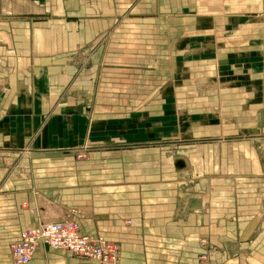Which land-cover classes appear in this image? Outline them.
<instances>
[{"label": "crops", "instance_id": "crops-1", "mask_svg": "<svg viewBox=\"0 0 264 264\" xmlns=\"http://www.w3.org/2000/svg\"><path fill=\"white\" fill-rule=\"evenodd\" d=\"M135 1L0 0V150H15L31 142L35 151L47 156L46 162L59 161L57 152L83 137L85 121L92 141L114 132L139 134L141 124L125 128L138 114L105 112L110 106L107 100L113 99L110 89L124 88L130 79L140 84L147 68V84L154 96H159L147 107L161 109L159 116L165 118L157 122L154 114L152 127L191 126L181 138L200 141L192 159L180 156L175 166L180 171L190 167L198 178L225 179L232 183L235 195L220 193L213 199L216 208L211 210V199L204 195L211 183L205 186L197 181L189 189L196 212L174 219L175 201L180 196L169 182L170 176L158 174L160 167L151 165L153 161L140 165L144 172L148 169L147 176L140 173L133 182H120L112 193L108 183L93 181L91 166L55 162L31 166L36 180L22 181L21 192L7 198L8 203L22 204L13 239L40 221V211L32 214L24 204L51 201L66 218L78 221L85 233L93 234L83 226L97 230L109 223L123 230L118 234L122 264H189L188 240L194 235L190 232L203 236L206 220L217 223L212 226L217 236L225 235L219 239L224 247L217 253L218 264H264V13L253 15L251 0L238 4L231 0L225 4L222 0H175L167 10L175 19H166L165 26L158 25L157 31L150 33L140 30L132 42L118 43L122 47L118 46L117 55L100 52L94 56L101 65L92 64L88 70L86 103L92 112L88 119L77 117L69 112L80 102L69 97L67 54L94 45L108 25L109 14L150 12L149 0L146 4ZM137 23L123 21L120 26L135 28ZM158 38L165 50L169 46V56L154 48ZM152 53L155 55L150 56ZM129 70L136 73L131 76ZM124 102L134 109L140 103L135 97ZM109 122L123 126L113 128ZM151 152L142 150L131 156L123 151L122 157L128 162ZM25 188L38 191L24 192ZM34 193L41 197L33 200ZM225 237H237V241L226 244ZM236 250L245 255H236ZM45 251L56 250L41 246L33 260Z\"/></svg>", "mask_w": 264, "mask_h": 264}, {"label": "rangeland", "instance_id": "rangeland-1", "mask_svg": "<svg viewBox=\"0 0 264 264\" xmlns=\"http://www.w3.org/2000/svg\"><path fill=\"white\" fill-rule=\"evenodd\" d=\"M141 4H146L148 0H136ZM151 9L147 14H137L125 12L121 13L117 17H112V14H109V22H107V26L101 30L99 35L96 37V43L94 45H83L80 47L77 54H67L68 57V68H69V76H70V86L68 88L69 97L75 98L80 102V106L75 108L74 110H70V113L75 114L77 117H84V119H88L89 114L92 112L91 107H88L86 103L89 97V82L90 78L88 75V70L93 65L98 64L101 65V62H95L94 56H99L97 54L107 53L106 55H117V48L122 44H127L132 42L133 38L137 35L138 31L143 30V32H156L158 25L165 26L164 22L166 19H175V16L171 17L167 13L168 7L172 8V4L175 0H149ZM252 1V9L253 15L259 16L263 11L264 0H251ZM229 0H222V4L228 3ZM231 3H240L244 2V0H231ZM248 2V1H247ZM196 4V2H193ZM219 3V0H218ZM197 5V4H196ZM249 8V7H247ZM251 13V12H250ZM264 15V14H262ZM1 17V16H0ZM3 18V16L1 17ZM0 18V19H1ZM67 23L69 22L68 18L64 19ZM123 21H138L137 26L135 28L124 29L120 25ZM75 22V21H74ZM143 25V26H142ZM145 27V28H141ZM141 28V29H140ZM223 31V30H222ZM221 31V32H222ZM124 34V35H123ZM221 34V33H220ZM264 37V36H263ZM264 40V38H262ZM154 48L157 46L158 53H162L164 56H169V51L166 45V50L163 42L161 40H154ZM163 41V39H162ZM120 43V44H118ZM162 43V45H159ZM122 47V46H121ZM155 54H151L150 56H154ZM148 56V55H147ZM111 59V56H107ZM109 64L113 63L114 65L117 62L108 61ZM129 74L134 75V71L129 70ZM137 74H139L137 72ZM113 79L117 80L116 74ZM148 80H150L149 69H145L141 78L140 84H136L133 80H128L130 83L126 85L124 88L120 87L117 90L110 89L111 95H113L112 100L109 101V105L107 108V112L117 114H127L132 115L134 122H126V127L131 125L139 126L141 124V131L139 134H108L104 135L105 139H99L92 141L91 137H87L88 132V122H84V134L83 137L78 136V142L74 144L72 147H64L65 150L60 153L59 161H49L46 162L45 158L47 157L44 153H38L33 149L32 143L28 142L25 146L21 148H17L15 150H0V264H14L10 258L9 246L12 242L15 241L16 238L13 239V227L15 219L19 215V211L22 210V204L16 205L13 203H8L7 198L9 195H16L21 192V182L36 180L34 173L32 172L31 166H38L42 164H51L56 163L60 165L64 164H75L77 166L85 165L92 167V175L94 182H103L108 183L110 193L115 192L116 185L120 182L127 183L128 181L133 182L134 179H139L141 176L140 173L147 174V170L140 165H144L148 162L156 164L160 167V171L163 177L165 173L167 176H170L169 182H172V187L176 190L177 195L179 194L180 200L177 199L175 201L174 209H173V218H177L176 216H180V214H187V216H191V213L196 212L197 206L195 204H191L190 198L191 193L189 189L193 186L197 181L204 183L205 186L211 183V187L204 190V195L206 197H210L211 199V210L216 208L214 206L213 199H216L221 196H224L223 193L230 195H235L234 188L231 182H227L224 180L214 179H203L195 176V172L191 170L190 167L186 168L184 171L178 170L175 166L176 160L178 157H184L185 159H192V154L195 153V144L199 142L185 141L181 137L183 136V132L190 131L191 126L188 127H179L177 125H173L172 128L168 127H160L154 129L153 121L154 114H156V121H165L164 115H160L161 109H149L147 106L149 102L155 101L154 91L151 86L147 84ZM75 81V83H74ZM115 85V84H114ZM139 87L140 92L135 91ZM153 87V86H152ZM151 90L153 92H151ZM66 95L65 93H63ZM131 97L137 98L140 103L137 105L135 109L132 107H126L128 105L124 100H130ZM159 97V96H158ZM159 102V99L157 98ZM99 111V110H98ZM152 111V112H151ZM68 112V113H69ZM102 114V113H99ZM108 117L106 115H99V117ZM111 118V117H110ZM109 118V119H110ZM140 118V120H139ZM135 119V120H134ZM109 121V120H108ZM139 121L141 123H139ZM151 124V127L148 124ZM115 127H122V123L117 122H109ZM96 124V123H95ZM111 126V127H112ZM112 129V128H111ZM256 133V132H254ZM255 137V134L250 135ZM258 136V135H257ZM84 138V139H82ZM142 150H152V155L142 156V159L138 156L129 158L128 162L123 160V151L130 152L131 156L134 152H139ZM262 160L264 162V153H262ZM146 160V161H145ZM157 163H156V162ZM144 163V164H143ZM149 164V165H150ZM190 166V165H189ZM192 166V165H191ZM165 169V171H164ZM171 171V172H170ZM150 174V173H149ZM154 175V173L152 174ZM147 176V175H146ZM198 176V174H197ZM172 177V178H171ZM11 180L12 185H6L7 181ZM35 184V183H34ZM159 185V183H157ZM18 186V189L17 187ZM121 183V187H122ZM228 187V189H224V187ZM221 187V188H219ZM230 187V188H229ZM38 191L34 188L24 189V192L28 191ZM40 194L39 192H37ZM42 195V194H40ZM34 193V198L39 196ZM250 197V195H249ZM12 200V199H9ZM22 200V199H21ZM50 202L47 203H34L32 206L24 204V208L29 210L32 214H37L40 211V221L38 225H41L50 221H59L66 220L65 215L62 211L56 206L50 205ZM216 202V201H215ZM195 205V206H194ZM53 207V208H52ZM42 211V212H41ZM207 212V211H206ZM214 214V213H213ZM209 215V214H208ZM211 217L213 215H210ZM221 218H226L228 221V217L222 216L219 214ZM219 216L217 215V220L219 221ZM69 220L75 221L71 217ZM76 222V221H75ZM78 223V221H77ZM235 223V222H234ZM217 223H212L206 220L205 223V233L203 236L199 237L196 235V231L194 235L189 237L188 240V252H189V264H218L217 253L224 247L222 244L220 245V237L217 236L215 231H213L212 226ZM220 224V223H218ZM223 225V223H221ZM37 225V226H38ZM86 232L93 233L94 235L104 236L106 239L110 240L121 245L118 242V234L124 232L116 227L114 223L107 224V227L102 229H89L86 226H83ZM195 228V227H194ZM145 228L140 227V230ZM208 229V230H207ZM190 230L191 221H190ZM212 230V231H211ZM128 230H125L127 232ZM223 235L222 238H224ZM227 240L226 244H229L230 241L236 242L237 237L230 238L225 237ZM147 240V238H146ZM227 246V245H225ZM158 247L160 248L159 244ZM121 248V246H120ZM46 249H43V251ZM239 252V251H238ZM237 250L235 252L236 255H245L244 253H238ZM56 253V255L54 254ZM234 253V248H233ZM235 256V255H234ZM121 257H122V248H121ZM237 261H235L236 264ZM30 264H99L93 260H78L70 255V253L56 250L54 252L48 251L44 253H39L37 257Z\"/></svg>", "mask_w": 264, "mask_h": 264}, {"label": "built area", "instance_id": "built-area-1", "mask_svg": "<svg viewBox=\"0 0 264 264\" xmlns=\"http://www.w3.org/2000/svg\"><path fill=\"white\" fill-rule=\"evenodd\" d=\"M45 246L99 264H122L121 248L101 235L85 233L73 220L50 221L22 230L9 246L14 264H29Z\"/></svg>", "mask_w": 264, "mask_h": 264}]
</instances>
